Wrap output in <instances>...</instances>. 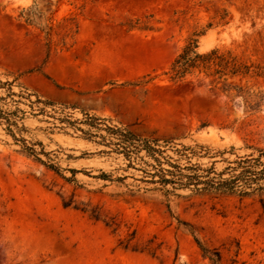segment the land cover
<instances>
[{"label": "rangeland", "instance_id": "rangeland-1", "mask_svg": "<svg viewBox=\"0 0 264 264\" xmlns=\"http://www.w3.org/2000/svg\"><path fill=\"white\" fill-rule=\"evenodd\" d=\"M34 1L0 0V107L18 121L0 119V264H213L196 237L222 264H264V76L231 78L241 92L228 95L212 77L166 73L210 22L199 50L264 65V0H37L45 18L78 22L50 54L21 16ZM119 131L159 160L125 156ZM161 159L197 183L164 187ZM224 179L240 185L211 188Z\"/></svg>", "mask_w": 264, "mask_h": 264}, {"label": "trees", "instance_id": "trees-1", "mask_svg": "<svg viewBox=\"0 0 264 264\" xmlns=\"http://www.w3.org/2000/svg\"><path fill=\"white\" fill-rule=\"evenodd\" d=\"M51 16L45 18L46 14L42 8L38 7L37 0L34 3L27 7L23 8L21 11V16L24 18V21L28 25L38 26L42 32H45V44L48 49V54L51 50L56 48L58 45L61 47H67V39L73 37L74 34L78 31V22L75 17L64 16L62 20H59L55 23L54 11L51 12ZM43 18L46 19L45 24H42ZM225 15H222L220 20H224ZM74 22L75 29L73 26H68L65 24L66 21ZM212 27V22L208 23L206 27L195 30L192 35L186 40L185 44L181 47L173 61L171 62L169 69L166 71L167 74H170V77L173 81H180L185 79L189 75H203L205 77H212V82L215 84L222 83V90L228 95L232 94V89L237 88L239 94L241 88L229 83L231 78L237 76H264V65L259 63L252 62L249 59L243 58L241 55L235 53L231 49H226L222 47H213L206 51L199 50V38L204 35L208 28ZM59 29H66V32L61 35L60 40H55L56 35H60ZM234 96V95H233ZM248 102L247 97H245ZM259 101L255 104H249L251 109H255L259 106ZM14 111H7L0 107V119H5L8 126L18 127V121L15 117L12 116ZM95 125V124H94ZM11 130V129H10ZM120 132L119 144L123 146L122 152L125 156L130 157L132 153H137L141 148L147 149L148 153L155 157V153L152 152L153 147L151 146V141L149 139L141 138L140 136L134 134L133 132L124 133ZM26 141L25 139H23ZM26 145V143H25ZM26 149L30 155H34L36 160L43 163L48 169L55 171L60 174L59 167L53 163H48L43 160L39 153L34 147H29L26 145ZM46 155H49L48 152H41ZM161 156H163V150H161ZM158 159V158H156ZM159 160V159H158ZM164 163H168L169 167H165ZM264 165V162H261ZM200 175L197 173L194 174H185L181 167L176 166L169 160L164 162L161 159V184L166 187L169 184L175 185L180 183L181 185H190L191 183L196 184L197 182H191L195 179H198ZM187 178L188 182H182L183 178ZM63 178L69 180L70 178L63 175ZM104 179H111V176L108 174H103ZM213 180V179H212ZM244 183L247 180H243ZM229 184V179H224L221 183L216 184V182L211 183V188L216 191H229L233 190L234 187L240 185L238 184V179L233 181L232 186H227ZM210 188V189H211ZM166 193H170L169 189H166ZM64 206L72 205V201H64ZM73 207L80 208L77 204ZM83 211H90V215L95 219H100L101 216L95 209L89 210L87 207L80 208ZM108 224V223H107ZM196 241L201 248V251L205 257H208L213 264H222V253L216 247H210L206 244H203L197 237Z\"/></svg>", "mask_w": 264, "mask_h": 264}]
</instances>
